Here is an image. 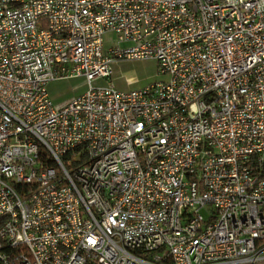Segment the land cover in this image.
I'll return each mask as SVG.
<instances>
[{
	"label": "built area",
	"instance_id": "2783aa9c",
	"mask_svg": "<svg viewBox=\"0 0 264 264\" xmlns=\"http://www.w3.org/2000/svg\"><path fill=\"white\" fill-rule=\"evenodd\" d=\"M0 264H264V0H0Z\"/></svg>",
	"mask_w": 264,
	"mask_h": 264
},
{
	"label": "rangeland",
	"instance_id": "374dc122",
	"mask_svg": "<svg viewBox=\"0 0 264 264\" xmlns=\"http://www.w3.org/2000/svg\"><path fill=\"white\" fill-rule=\"evenodd\" d=\"M111 38L114 42V36ZM162 78L164 76L157 72L156 62L152 59L124 60L114 63L113 83L122 89L140 87ZM84 88L81 78L58 80L48 85L50 95L57 105L81 93Z\"/></svg>",
	"mask_w": 264,
	"mask_h": 264
},
{
	"label": "crops",
	"instance_id": "0c3cea01",
	"mask_svg": "<svg viewBox=\"0 0 264 264\" xmlns=\"http://www.w3.org/2000/svg\"><path fill=\"white\" fill-rule=\"evenodd\" d=\"M124 61V60H123ZM113 67H114V65H113Z\"/></svg>",
	"mask_w": 264,
	"mask_h": 264
}]
</instances>
